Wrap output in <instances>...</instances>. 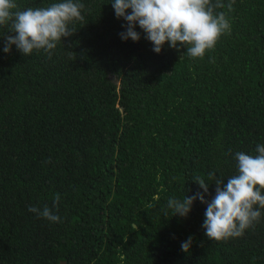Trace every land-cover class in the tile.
I'll list each match as a JSON object with an SVG mask.
<instances>
[{
    "label": "trees",
    "instance_id": "1",
    "mask_svg": "<svg viewBox=\"0 0 264 264\" xmlns=\"http://www.w3.org/2000/svg\"><path fill=\"white\" fill-rule=\"evenodd\" d=\"M79 2L83 20L51 57L5 53L15 33L0 25V264H264V209L221 241L199 199L187 217L162 211L202 191L196 176L226 184L235 153L264 144V0H221L231 30L203 58L168 43L155 53L138 24L141 39L124 41L111 0ZM56 193L60 222L28 211Z\"/></svg>",
    "mask_w": 264,
    "mask_h": 264
},
{
    "label": "clouds",
    "instance_id": "2",
    "mask_svg": "<svg viewBox=\"0 0 264 264\" xmlns=\"http://www.w3.org/2000/svg\"><path fill=\"white\" fill-rule=\"evenodd\" d=\"M111 4L116 18L126 21L122 25L125 31L119 33L121 39L138 42L141 39V34L135 30L138 24L157 54L168 43L173 49L186 48L190 57L203 58L206 50L214 48L220 37L231 30L227 14L215 11L225 7L221 0L215 3L212 0H111ZM84 8L79 0H61L46 7H28L21 11L16 10L14 0H0V25L11 22V32L15 33L5 37L3 51L10 53L15 45L24 56L34 50H44L51 57L62 38L74 34L69 25L83 20ZM227 8L231 10L232 4ZM255 152L256 155L235 153L237 173L228 177L226 184L224 177L217 178L215 171L207 174L211 183L203 176L194 177L193 181L202 191L185 195L182 200L168 198L162 209L164 216L167 217L171 209L172 216L187 217L194 201L199 199L206 205L202 227L210 240L242 236L260 220L261 209H264V144H257ZM47 162H51L50 158ZM213 183L215 196L208 200L205 197ZM60 199V194L56 193L51 208L47 204L43 208L29 205L28 211L58 223L61 218L53 210L58 209ZM152 200H160L159 192ZM132 227L135 229L136 225ZM192 242L190 236L181 243V249L189 252Z\"/></svg>",
    "mask_w": 264,
    "mask_h": 264
}]
</instances>
